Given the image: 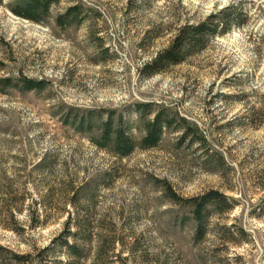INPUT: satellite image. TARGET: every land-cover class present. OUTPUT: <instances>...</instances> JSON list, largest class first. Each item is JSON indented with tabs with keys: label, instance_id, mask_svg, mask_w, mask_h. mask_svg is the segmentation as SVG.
<instances>
[{
	"label": "rangeland",
	"instance_id": "rangeland-1",
	"mask_svg": "<svg viewBox=\"0 0 264 264\" xmlns=\"http://www.w3.org/2000/svg\"><path fill=\"white\" fill-rule=\"evenodd\" d=\"M12 2L0 5V246L17 255L48 246L74 213L64 203L74 181L93 190V230L120 242L106 264H264V0H61L43 24L11 14ZM73 4L88 9L86 21L57 27ZM226 9L243 21L166 73L138 74L175 28ZM22 78L46 87L25 91ZM144 103L195 126L205 145H190V135L178 145L186 126L176 123L157 147L118 158L62 124L65 114L91 113L97 124L121 115L137 142L134 108ZM166 185L185 200L218 191L232 208L212 212L196 244L193 224L181 223L191 208L170 202ZM225 230L235 243H222ZM135 240L146 262L130 254Z\"/></svg>",
	"mask_w": 264,
	"mask_h": 264
},
{
	"label": "trees",
	"instance_id": "trees-1",
	"mask_svg": "<svg viewBox=\"0 0 264 264\" xmlns=\"http://www.w3.org/2000/svg\"><path fill=\"white\" fill-rule=\"evenodd\" d=\"M5 1L0 0V5ZM60 2L61 0H13L11 4L7 5V8L11 14L20 19L43 24L49 19L52 7ZM86 10L88 9L80 4H73L55 17L54 24L61 29L75 24L80 25L86 21V17H84ZM95 15L97 18L100 17L99 14L95 13ZM244 17L245 15L239 9H226L194 25L185 23L175 28L167 46L151 56L148 61L143 62L138 69V74L142 75V78L148 79L166 73L172 66L187 62L191 57L200 53L210 39L224 34L233 25H239ZM159 31L160 28L154 29L153 38L159 37ZM143 42H145L144 39L140 42L141 46H143ZM4 81L12 83L10 80ZM17 84L21 85L25 91H42L46 87L45 82L26 78L19 79ZM151 105L137 104L134 108V112L137 113L139 121L142 123L140 130L142 136L137 142L130 134V129L121 115L113 121L112 115L108 114L97 124L93 121L91 113L80 116L65 114L62 124L71 127L78 134H90V141L95 147L118 158H126L136 149L148 150L157 147L165 131L178 129L175 127L176 123H183L186 126L178 139V145L186 142L188 135H190V145L194 142L205 145L204 138L198 133L195 126L189 125L185 120L165 114L163 111L151 112ZM146 113L150 115V118H145ZM80 185L74 184V181L64 185L65 191H71L72 194V197L65 200L64 203L74 208V213L67 211L65 220L60 224L61 229L48 246L25 255L13 254L0 246V264H85L90 252L94 256L91 263L89 262L90 264H106L108 255L114 253L115 246L120 242L110 233L101 232L102 226H99L100 230H93L88 214L94 206L93 190L87 185ZM163 190L173 204L183 203L191 208L190 215L182 217L181 223L189 221L193 224L192 240L196 244H200L207 235V220L211 213L222 214L232 208V203L218 191L212 190L204 195L185 200L173 192L168 185ZM39 204L44 210L49 206L43 200ZM45 213L44 211V214H38L31 218L32 228H39L44 224L47 216ZM220 236L223 237V244L236 242V238L228 230L227 232L226 230L221 231ZM238 236L244 237L242 232H239ZM129 251L132 255L136 254L142 262H146L147 254L140 250L137 240ZM6 255L8 257L11 255V257L8 258ZM151 264L157 263L154 261Z\"/></svg>",
	"mask_w": 264,
	"mask_h": 264
}]
</instances>
